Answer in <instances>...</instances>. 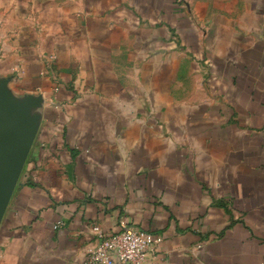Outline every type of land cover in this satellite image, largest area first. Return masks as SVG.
I'll list each match as a JSON object with an SVG mask.
<instances>
[{"label": "crops", "instance_id": "obj_1", "mask_svg": "<svg viewBox=\"0 0 264 264\" xmlns=\"http://www.w3.org/2000/svg\"><path fill=\"white\" fill-rule=\"evenodd\" d=\"M2 98L34 131L0 264H81L95 221L264 264V0H0Z\"/></svg>", "mask_w": 264, "mask_h": 264}, {"label": "built area", "instance_id": "obj_2", "mask_svg": "<svg viewBox=\"0 0 264 264\" xmlns=\"http://www.w3.org/2000/svg\"><path fill=\"white\" fill-rule=\"evenodd\" d=\"M63 224L59 220L54 228ZM93 242L85 248L81 264H146L156 257L161 236L150 231L123 223L121 229L107 233L98 222L87 224Z\"/></svg>", "mask_w": 264, "mask_h": 264}, {"label": "water", "instance_id": "obj_3", "mask_svg": "<svg viewBox=\"0 0 264 264\" xmlns=\"http://www.w3.org/2000/svg\"><path fill=\"white\" fill-rule=\"evenodd\" d=\"M0 100L4 116L0 117V124L5 122L8 134L5 138L4 154L0 159V207L8 201L13 187L21 172L23 163L28 153L34 120L28 117V107L31 103L11 109Z\"/></svg>", "mask_w": 264, "mask_h": 264}]
</instances>
